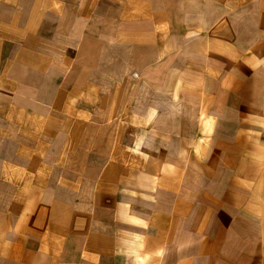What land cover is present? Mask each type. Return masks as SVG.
Listing matches in <instances>:
<instances>
[{
  "label": "crops",
  "instance_id": "1",
  "mask_svg": "<svg viewBox=\"0 0 264 264\" xmlns=\"http://www.w3.org/2000/svg\"><path fill=\"white\" fill-rule=\"evenodd\" d=\"M0 264H264V0H0Z\"/></svg>",
  "mask_w": 264,
  "mask_h": 264
}]
</instances>
